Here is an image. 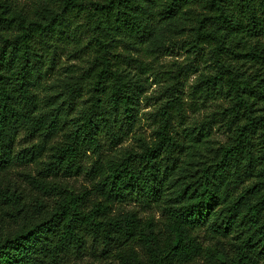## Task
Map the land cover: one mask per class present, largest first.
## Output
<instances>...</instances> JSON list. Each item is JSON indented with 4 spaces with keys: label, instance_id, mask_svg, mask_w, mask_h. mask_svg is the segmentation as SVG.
Returning a JSON list of instances; mask_svg holds the SVG:
<instances>
[{
    "label": "trees",
    "instance_id": "obj_1",
    "mask_svg": "<svg viewBox=\"0 0 264 264\" xmlns=\"http://www.w3.org/2000/svg\"><path fill=\"white\" fill-rule=\"evenodd\" d=\"M170 22L195 57L147 140L130 73ZM67 54L72 120L41 99ZM0 264H264V0H0Z\"/></svg>",
    "mask_w": 264,
    "mask_h": 264
},
{
    "label": "rangeland",
    "instance_id": "obj_2",
    "mask_svg": "<svg viewBox=\"0 0 264 264\" xmlns=\"http://www.w3.org/2000/svg\"><path fill=\"white\" fill-rule=\"evenodd\" d=\"M181 24L170 22L164 24L148 44L147 51L140 55L144 66H147V72L135 70L130 73L131 81L139 87V100L135 105L137 123L135 126L137 137L143 136L147 140L154 138V129L156 128L155 114L170 97L172 87L177 81V73L180 67H184L192 62L195 57L194 50L183 48L184 41L191 38L176 31ZM78 60L72 56L64 55L59 62L56 73L46 81L47 87L41 92L43 108L45 111L58 112L62 119H77L92 104L93 90L86 80H82L83 92L80 98L74 99L75 107L71 105L70 91L79 80L80 74L88 66V60ZM82 61V62H81ZM200 71L189 72L185 79L184 97L188 101L192 99L189 95L192 87L199 82L201 76L207 71L205 64L199 60ZM113 109L108 104L106 105ZM207 110L193 114L191 110V125L200 124L201 117H204ZM122 114V113H121ZM123 115V114H122ZM191 133V130H189ZM196 135L190 134V141L195 139ZM136 138L133 133L127 141L118 147L116 154L120 155L129 147H137Z\"/></svg>",
    "mask_w": 264,
    "mask_h": 264
}]
</instances>
